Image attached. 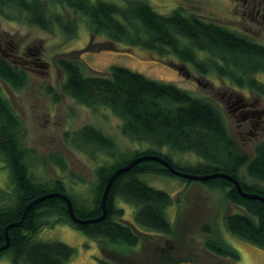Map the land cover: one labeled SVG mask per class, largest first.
I'll list each match as a JSON object with an SVG mask.
<instances>
[{
  "label": "trees",
  "instance_id": "obj_1",
  "mask_svg": "<svg viewBox=\"0 0 264 264\" xmlns=\"http://www.w3.org/2000/svg\"><path fill=\"white\" fill-rule=\"evenodd\" d=\"M122 1L120 5L105 0H50L52 5L80 13L86 19L91 36L106 39L97 46L90 42L85 48L87 51L113 49V45L123 44L150 50L159 56L171 54L180 61L181 66L176 68L186 77L188 74L183 68L190 65L198 82L214 75L264 97V82L257 78L258 74L264 75L263 44L182 7L159 14L145 0ZM0 17L24 21L46 32L57 25L65 35L71 37L73 33L64 13L48 11L40 0H0ZM81 56L82 50H78L56 57L55 63L64 74L62 91L88 108L109 109L120 120L122 136L146 144L148 148L125 156L117 153L113 139L91 125H84L74 132L73 146L86 154L92 149L100 150L114 159L97 168V180L90 199L71 195L61 180L37 181L28 171L27 149L19 141L21 121L4 98L1 87V82L14 89L22 87L26 75L0 56V160L8 168L13 186L11 192L0 193V199L10 200L0 205V246L5 243V226L19 221L25 206L46 193L65 194L73 212L81 219L98 217L102 212L101 194L112 172L129 160L146 154L158 155L175 169L190 174L226 173L239 182L244 192L264 196V187L260 186V183L264 184V140L254 146L252 157H249L228 132L215 103L193 96L171 83L152 80L120 66H112L107 73L86 75L82 71ZM164 146L179 153H193L202 161L181 168L168 154L158 151ZM241 168L253 183L242 178ZM146 174L172 175L153 160L142 161L120 174L110 187L106 216L101 221L73 222L67 213L66 202L58 196L37 202L26 212L20 225L8 229L9 244L0 251V257L8 253L11 264H66L73 255L72 247L61 241L37 240L34 236L43 228L67 224L98 242V264H128L131 258L111 250V243L135 246L148 244L149 232L164 237L174 234L165 213L172 198L165 191L149 186L142 179ZM202 182L226 189V200L238 208L225 217L227 231L255 247H264V202L242 197L233 184L223 178ZM119 200L133 206L132 223L122 220ZM201 230L207 236L204 247L208 251L238 258L233 247L210 237L207 224H203Z\"/></svg>",
  "mask_w": 264,
  "mask_h": 264
},
{
  "label": "rangeland",
  "instance_id": "obj_2",
  "mask_svg": "<svg viewBox=\"0 0 264 264\" xmlns=\"http://www.w3.org/2000/svg\"><path fill=\"white\" fill-rule=\"evenodd\" d=\"M48 11H62L72 30V36L65 35L54 25L46 32L24 21H8L0 17V42H33L40 49L42 59L49 65V75L26 76L24 85L17 89L1 82L2 93L21 121L19 141L27 149L25 162L31 176L37 181L61 180L68 192L78 199H90L92 188L97 180L96 171L100 165L108 164L114 159L100 150L92 149L89 154L73 146L74 132L84 125H91L109 136L116 144L117 153L131 156L136 150L148 148L146 144L132 142L122 136L120 120L107 108H88L77 103L62 91L64 74L57 67L58 56L82 50V71L84 74L107 73L112 66L127 68L133 72L163 83H171L193 96L215 103L222 114L228 132L237 145L249 157H252L254 144L247 148L238 144L234 118L225 105L226 96L237 95L243 98L257 97L258 104L264 107V97L257 96L247 88L232 85L228 80L209 75L196 80L190 65H185L186 77L176 68L180 61L173 55L159 56L155 52L123 44L111 48L85 50L91 42L96 46L105 42L103 37L91 36L86 19L80 13L68 8L52 5L50 0H40ZM122 4V0H105ZM159 14L169 13L172 9L182 7L189 13L197 14L203 19L215 22L254 42L264 45V28L259 30L243 13V0H145ZM264 5V0H255ZM84 50V51H83ZM257 78L264 82V75ZM233 100L234 97H231ZM264 140V132L257 142ZM156 150V148H154ZM168 154L172 161L183 168L202 161L193 153H179L167 146L158 149ZM60 164L64 165L61 167ZM242 178L253 183L241 168ZM145 182L156 189L165 191L172 198V203L165 210L173 227L174 234L164 237L149 232L143 247L141 244L126 246L111 243L109 248L121 255L129 256L128 264H152L149 262L150 247L164 246V239L171 242V251L154 264H225V260L215 256L204 248L207 236L201 227L207 224L211 230L210 237L223 244H228L241 254L244 264H259L258 251L255 246L231 235L225 226V217L238 211V208L225 198L226 189L207 186L202 181L181 178L175 175L146 174ZM9 171L0 160V193L11 192L13 186L9 181ZM264 187V184L260 183ZM1 194V195H2ZM0 195V197H1ZM0 199V205L10 200ZM123 209L122 220L133 222L134 208L122 200L118 201ZM135 226V225H134ZM136 227V226H135ZM137 228V227H136ZM140 230L139 228H137ZM141 231V230H140ZM34 239L43 241H61L73 248V255L66 264H98L99 244L87 238L81 231L67 224H57L52 228H43ZM149 241H153L154 247ZM106 241L104 242V244ZM106 245H108L106 243ZM125 256V257H127ZM0 264H11L8 253L0 257ZM236 264H239L238 262Z\"/></svg>",
  "mask_w": 264,
  "mask_h": 264
},
{
  "label": "flooded vegetation",
  "instance_id": "obj_3",
  "mask_svg": "<svg viewBox=\"0 0 264 264\" xmlns=\"http://www.w3.org/2000/svg\"><path fill=\"white\" fill-rule=\"evenodd\" d=\"M242 2L243 13L247 15V18H249L254 27H257L259 30L263 29L264 5H261L259 1L256 2L255 0H243ZM0 56L6 60L12 68L23 71L26 76L36 74L41 76V78H46L49 75V65L42 59L39 47L33 42H24L21 40L16 43L0 42ZM231 97H234V99L232 100ZM225 105H227L230 115L234 118L236 133L238 135L236 141H238V144L247 148L251 144L255 146L259 143L257 141L264 132V107L258 104L257 97L243 98L228 94L226 96ZM164 244V246H158L157 248L154 247V243L149 245V247H154H150V263L153 262L152 264H154L168 252L170 253L172 248L171 242L165 238ZM141 245L143 247L146 246L143 243H141ZM255 249L258 251L259 264H264V247H255ZM205 250L207 249L205 248ZM235 251H237V249H235ZM237 254V259L217 254L214 255L223 258L225 264H236L237 262L239 264H244V259L241 254L238 251Z\"/></svg>",
  "mask_w": 264,
  "mask_h": 264
},
{
  "label": "water",
  "instance_id": "obj_4",
  "mask_svg": "<svg viewBox=\"0 0 264 264\" xmlns=\"http://www.w3.org/2000/svg\"><path fill=\"white\" fill-rule=\"evenodd\" d=\"M148 160H153L156 161L158 163H160L165 169H167L172 175L175 176H179L181 178L184 179H189V180H196V181H208L210 179H214V178H223L228 180L229 182H231L233 184V186L235 187V189L237 190V192L245 198L248 199H256V200H260L264 202V196L260 195L257 192H244L241 188V185L239 184V182L232 176L226 174V173H222V172H216V173H212V174H204V175H195V174H190V173H186L180 170L175 169L170 163H168L165 159H163L162 157L155 155V154H146V155H142V156H138L136 158H133L131 160H129L127 163H125L124 165L118 167L116 170H114L112 172V174L109 176V178L107 179V182L104 186V189L102 191L101 194V200H100V206H101V214L96 217V218H92V219H81L79 217H77L75 215V213L73 212V208H72V204L70 199L62 193H56V192H52V193H46L43 194L41 196H38L36 198H34L33 200H31L24 208L23 214L20 218L19 221L16 222H12L9 223L5 226L4 228V234H5V243L3 245L0 246V251L4 250L8 247L9 244V237L7 235V231L9 228L14 227V226H18L22 223L26 212L33 207V205H35L37 202L42 201L46 198L49 197H54V196H58L60 198H62L65 202H66V206H67V213L70 217V219L77 223V224H86V223H92V222H97V221H101L105 218L106 216V200L108 197V193L110 190V187L113 183V181L122 173H124L125 171L129 170L130 168H132L134 165L142 162V161H148Z\"/></svg>",
  "mask_w": 264,
  "mask_h": 264
}]
</instances>
